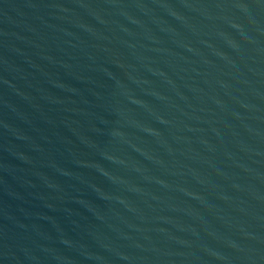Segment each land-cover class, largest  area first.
Returning a JSON list of instances; mask_svg holds the SVG:
<instances>
[{
  "label": "water",
  "instance_id": "obj_1",
  "mask_svg": "<svg viewBox=\"0 0 264 264\" xmlns=\"http://www.w3.org/2000/svg\"><path fill=\"white\" fill-rule=\"evenodd\" d=\"M0 264H264V0H0Z\"/></svg>",
  "mask_w": 264,
  "mask_h": 264
}]
</instances>
